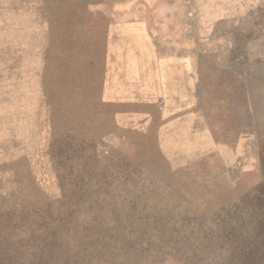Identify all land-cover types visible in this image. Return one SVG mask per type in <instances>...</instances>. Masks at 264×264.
<instances>
[{
  "label": "rangeland",
  "instance_id": "rangeland-1",
  "mask_svg": "<svg viewBox=\"0 0 264 264\" xmlns=\"http://www.w3.org/2000/svg\"><path fill=\"white\" fill-rule=\"evenodd\" d=\"M175 5L214 43L163 147L104 106L106 34L116 8ZM263 157L264 0H0V254L195 264L197 240L247 212Z\"/></svg>",
  "mask_w": 264,
  "mask_h": 264
},
{
  "label": "crops",
  "instance_id": "crops-1",
  "mask_svg": "<svg viewBox=\"0 0 264 264\" xmlns=\"http://www.w3.org/2000/svg\"><path fill=\"white\" fill-rule=\"evenodd\" d=\"M144 10L116 8L107 24L103 103L118 129L157 126L164 147L176 143L173 132L189 126L203 61L214 41L204 33L208 27L201 16L193 22L182 5L159 8L155 18Z\"/></svg>",
  "mask_w": 264,
  "mask_h": 264
},
{
  "label": "trees",
  "instance_id": "trees-1",
  "mask_svg": "<svg viewBox=\"0 0 264 264\" xmlns=\"http://www.w3.org/2000/svg\"><path fill=\"white\" fill-rule=\"evenodd\" d=\"M264 171V157L261 160ZM237 219L228 221L213 238L197 240L195 264H264V182L252 194L243 197ZM218 248V249H217ZM216 252H211V251ZM21 256L0 254V264H20ZM51 254L35 253L28 256V264H46ZM50 261V260H48Z\"/></svg>",
  "mask_w": 264,
  "mask_h": 264
},
{
  "label": "water",
  "instance_id": "water-1",
  "mask_svg": "<svg viewBox=\"0 0 264 264\" xmlns=\"http://www.w3.org/2000/svg\"><path fill=\"white\" fill-rule=\"evenodd\" d=\"M192 14V13H191Z\"/></svg>",
  "mask_w": 264,
  "mask_h": 264
}]
</instances>
